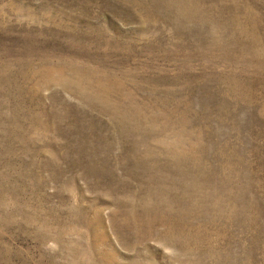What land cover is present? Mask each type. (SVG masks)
Returning <instances> with one entry per match:
<instances>
[{"label":"rangeland","instance_id":"374dc122","mask_svg":"<svg viewBox=\"0 0 264 264\" xmlns=\"http://www.w3.org/2000/svg\"><path fill=\"white\" fill-rule=\"evenodd\" d=\"M0 264H264V0H0Z\"/></svg>","mask_w":264,"mask_h":264}]
</instances>
